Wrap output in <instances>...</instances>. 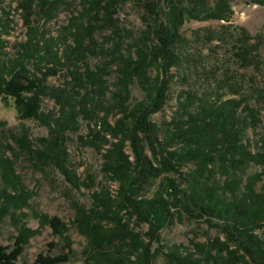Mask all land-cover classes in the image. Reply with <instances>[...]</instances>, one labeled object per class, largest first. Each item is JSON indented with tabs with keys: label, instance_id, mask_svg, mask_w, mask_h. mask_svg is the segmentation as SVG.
Masks as SVG:
<instances>
[{
	"label": "trees",
	"instance_id": "1",
	"mask_svg": "<svg viewBox=\"0 0 264 264\" xmlns=\"http://www.w3.org/2000/svg\"><path fill=\"white\" fill-rule=\"evenodd\" d=\"M117 1L83 0V9L70 18L68 25L61 28L59 36L47 39L42 36L40 41L36 37V30L30 27L27 39L19 43L15 54L0 59V102L14 110L17 120H33L47 127L49 137L40 139L45 146L36 154L55 162L71 184L77 181L64 168L67 156L64 133L77 125L75 120L79 114L93 118L94 109L87 108L85 102H96V99L75 92L83 101L78 104L81 105L80 110H76L77 105L72 103L73 97L68 91L48 88L45 84L48 77L56 75V70L52 67L43 68V65L49 62L62 67L71 54L80 52L84 38L91 39L94 27L115 24L117 20L113 18V13ZM191 1L192 6L184 7L181 0H169L166 11L159 5L162 0L147 2L146 8L154 16V26L137 38L134 58L128 51L127 55L121 56L122 63L116 70L117 89L112 101L121 116L110 124L107 121L109 112L106 111L98 118L96 128L90 130L86 139L80 138L98 152L103 147H109L102 155V170L106 177L118 185L116 199L111 198L107 192L95 193L93 206L88 210L79 208L75 219L79 231L95 250L97 264H150L161 252L158 247L150 253L151 243L157 240L158 232L169 224L170 209L176 205L210 227L220 229L233 242H220L216 238L209 245L192 244L198 257L172 248L165 254L166 264H264V240L256 233L264 223V133L258 142V153H251L247 145L240 144L238 132L230 130V127L237 121L236 109L241 103L227 99L216 106L201 104L195 115L188 114L187 120L172 121L174 128L166 130L162 141L158 140L160 129L150 120L151 115L160 111L166 103L168 79L161 78L160 73L151 78L148 70L152 67L162 69L166 76L174 59L171 45L178 40L183 23L187 20L206 19L228 21L232 14L228 0H209L212 5L208 8V0ZM253 2L264 4V0ZM45 3L53 2L20 0L18 8L24 15L26 25L30 24L29 19L35 7ZM86 16L95 22H84ZM153 38L156 42H153ZM67 41H71L72 45L66 44ZM148 42L152 46H148ZM60 44L68 48L61 56L58 49ZM103 71V68L93 71L88 66L84 72H78L76 68L69 70L71 81L67 84L73 91L77 90L78 85H92L96 88V95L103 96L107 91ZM133 80L141 83L145 98L129 105L128 87ZM47 94H51L60 106V116L57 118L41 110L42 99ZM191 101L186 100L181 107L185 108ZM16 142L21 148L32 147L26 134L16 138ZM127 144L132 152L131 157L125 153ZM190 161L194 162V170L181 176L182 166ZM247 162L259 165L263 173L248 177L242 188L240 186L243 181L240 178L233 177L222 185L209 179L214 173L215 163L222 165V170L226 168L224 164H229L235 170ZM171 172L185 181L184 191L179 192L180 198L172 194L173 190L177 192L175 179L167 177L158 183L151 197L140 196L139 192L144 185L150 186L160 175H169ZM1 173L7 180L6 170ZM257 182L262 183L259 188H256ZM3 193L8 196L6 191ZM4 196H0V202L3 201L0 204V215L5 214L8 208ZM18 199L16 203L19 206L26 205L28 201L23 193ZM121 213L128 220L134 221L140 230L145 227L144 235L140 231L133 232L128 224H124ZM43 222L49 226L53 237L64 238L68 229L60 219L44 217ZM105 223L110 227L103 228ZM37 232L20 225L13 247L0 245V264H15L23 247ZM145 237L148 239L145 240ZM65 240L66 248H69V241ZM115 240L113 253H107L106 247L112 246ZM54 247V242L48 244L49 250ZM71 254L70 248L67 253L56 256L38 254L33 264H64ZM131 255L134 262H131Z\"/></svg>",
	"mask_w": 264,
	"mask_h": 264
},
{
	"label": "rangeland",
	"instance_id": "2",
	"mask_svg": "<svg viewBox=\"0 0 264 264\" xmlns=\"http://www.w3.org/2000/svg\"><path fill=\"white\" fill-rule=\"evenodd\" d=\"M50 3L35 7L29 19L30 24L24 23V15L18 4L20 0H2L0 2V59L10 58L15 54L19 43L24 42L30 27L36 30V37L44 39L55 38L61 33V28L69 24L71 17L83 9V0H47ZM150 0H118L114 8L113 18L116 23L94 27L91 39L84 38L80 52H74L64 61L62 67L46 62L43 68L52 67L56 75L48 77L45 84L48 88H59L68 91L73 97L72 103L76 110H80L79 103H83L79 95L94 96L96 102L86 101L87 108H93V118L84 114L76 118L77 125H73L64 133V146L67 156L64 168L73 175L75 184L69 181L56 166L55 162L45 160L36 154L45 146L40 139L48 138L46 126L32 121H19L16 113L10 106L0 102V196H4L8 205L5 214L0 215V245L12 248L20 225L28 230L38 231L23 247V252L15 264H33L38 254L56 256L72 252L68 262L64 264H97L95 250L89 244L86 236L76 225L78 209H90L93 206V195L107 192L111 198L116 199L118 185L112 181L102 170L104 151L100 152L90 144L81 141L86 139L91 129H95L98 118L106 111L109 112L107 121L113 124L120 118L119 109L113 105V94L117 87L116 70L122 63L124 55L136 50L137 38L142 32L154 26V16L146 8ZM182 6H192L191 0H181ZM232 14L228 21L217 20H187L179 30V38L171 45L173 63L169 66L166 76L162 69L150 68L148 76L168 79L167 100L160 111L153 113L150 120L160 129L158 140L164 139L167 129H173L174 120H187L188 114L195 115L201 104L206 106L218 105L227 100H237L241 104L237 109V121H234L230 130L237 131L240 144L247 145L251 153H258L259 139L264 133V4H254L253 0H228ZM169 0H162L160 7L166 11ZM212 5L206 2V7ZM168 10V9H167ZM93 21L88 16L85 21ZM162 22V20H159ZM72 40V37H69ZM156 42V39H152ZM72 45L71 41H67ZM152 46L151 42L147 43ZM59 56L66 45L58 46ZM163 65V61H161ZM95 71L103 68L104 80L107 82V91L103 96H97L95 86L78 85L77 90H70L71 77L69 70L77 69L84 72L85 67ZM31 68V66H30ZM46 70V69H43ZM130 93L128 104L139 102L145 98L144 90L136 80L129 85ZM79 93L77 95L76 93ZM192 99L185 108L182 103ZM113 106V107H112ZM60 106L53 100L51 94L42 99L41 110L51 113L54 118L60 116ZM187 114V115H186ZM26 134L31 143L30 149L21 148L16 138ZM88 140V139H87ZM111 142H113L111 140ZM174 146L173 148H175ZM220 150L222 148L219 147ZM125 153L132 156L127 144ZM150 156L149 154H146ZM132 159V158H130ZM5 160H8L7 163ZM218 162L221 161L218 159ZM225 170L222 165L215 163L211 181L222 185L227 180L240 178L243 187L248 177L256 173H263V169L253 163L247 162L238 169H232L229 164ZM194 162H186L180 172L181 176L190 174L194 170ZM6 170L7 180L2 176ZM15 177V179H14ZM174 178L176 181L178 198L185 189V181L176 173L162 174L150 186L144 185L139 192L143 198H149L157 189L159 182L164 178ZM264 178V177H263ZM262 179V177H261ZM16 183V184H15ZM262 185L256 183V188ZM24 194L28 198L26 205L19 206L17 200ZM3 204V201L0 202ZM123 223L128 224L133 232L144 235L143 230L134 221L127 219L124 213L120 214ZM57 217L67 227L63 239L53 237L51 229L43 222V218ZM105 223L103 228H109ZM264 240V223L256 230ZM157 240L151 243V251L160 247L161 252L151 260L150 264H166V253L172 249L179 252L198 253L192 244H210L218 238L220 242L232 241L220 229L210 227L201 219L194 218L183 207L176 205L170 209V222L157 234ZM69 248H66V240ZM148 238L145 237V240ZM115 243L106 247L107 253L114 251ZM54 242L56 247L48 249V244ZM129 256V255H128ZM131 262L134 259L131 255Z\"/></svg>",
	"mask_w": 264,
	"mask_h": 264
}]
</instances>
